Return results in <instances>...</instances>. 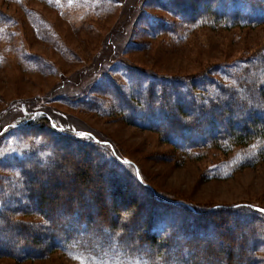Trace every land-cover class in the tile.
Wrapping results in <instances>:
<instances>
[{
	"label": "rangeland",
	"instance_id": "rangeland-1",
	"mask_svg": "<svg viewBox=\"0 0 264 264\" xmlns=\"http://www.w3.org/2000/svg\"><path fill=\"white\" fill-rule=\"evenodd\" d=\"M170 3L0 0V213L31 224L35 230L25 239L40 237L48 223L29 201L21 160L37 149L46 157L58 147L76 153L78 145L96 143L98 169L102 164L105 176L115 170L128 196L145 203L143 211L163 209V223L165 217L193 222L188 207L196 205L215 213L201 220L208 233L211 221L220 231L246 225L258 236L256 257L264 264V144L177 148L145 128L146 121L137 124L129 108L154 77L207 76L230 84L245 60L264 56V24L232 27L214 16L188 22L166 9ZM46 115L63 136L49 129ZM16 228L4 226L0 239ZM42 244L41 250L49 241ZM16 253L18 258L0 253V264H91L63 251L31 258Z\"/></svg>",
	"mask_w": 264,
	"mask_h": 264
},
{
	"label": "trees",
	"instance_id": "trees-1",
	"mask_svg": "<svg viewBox=\"0 0 264 264\" xmlns=\"http://www.w3.org/2000/svg\"><path fill=\"white\" fill-rule=\"evenodd\" d=\"M164 6L188 22L214 16L232 27L264 24V0H172ZM244 65L230 84L207 76L189 81L152 78L146 91L134 95L129 103L135 122L159 131L177 148L219 142L248 146L256 140L264 144V56H252ZM44 118L50 126L52 118ZM25 126L32 127L33 122ZM68 138L73 140L72 135ZM78 147L76 153L58 147L46 157L38 156L37 149L21 160L29 201L46 219L47 230L40 237L25 239L35 230L31 224L0 213V230L17 227L0 239L1 255L18 258L20 250L25 258L42 257L48 250L86 256L91 264H260L256 257L260 241L246 225H237V232L232 226L220 231L217 222L211 221L208 233L201 220L215 217V213L200 211L196 205L188 207L193 222L165 217L163 223V209L143 211L145 203L128 196V188L115 170L105 176L102 164L98 169L101 156L94 151L96 143ZM83 153L86 157L80 163ZM68 187L71 191L65 189ZM235 233L241 235L232 237ZM45 240L49 245L39 249ZM216 242L229 246L219 248ZM11 243L21 245L17 251L9 250Z\"/></svg>",
	"mask_w": 264,
	"mask_h": 264
}]
</instances>
